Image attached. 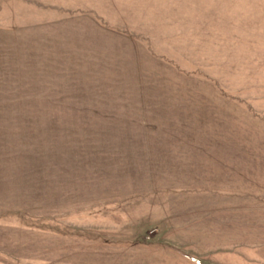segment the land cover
I'll list each match as a JSON object with an SVG mask.
<instances>
[{
  "label": "rangeland",
  "instance_id": "obj_1",
  "mask_svg": "<svg viewBox=\"0 0 264 264\" xmlns=\"http://www.w3.org/2000/svg\"><path fill=\"white\" fill-rule=\"evenodd\" d=\"M0 264H264V0H0Z\"/></svg>",
  "mask_w": 264,
  "mask_h": 264
}]
</instances>
